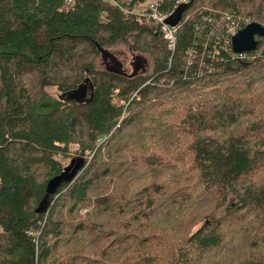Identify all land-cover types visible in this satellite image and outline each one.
<instances>
[{
	"label": "trees",
	"instance_id": "trees-1",
	"mask_svg": "<svg viewBox=\"0 0 264 264\" xmlns=\"http://www.w3.org/2000/svg\"><path fill=\"white\" fill-rule=\"evenodd\" d=\"M148 3L0 0V264H264V37L239 54L230 32L264 0H193L173 50ZM86 78L90 102L47 90ZM57 156L79 167L49 194Z\"/></svg>",
	"mask_w": 264,
	"mask_h": 264
},
{
	"label": "water",
	"instance_id": "water-1",
	"mask_svg": "<svg viewBox=\"0 0 264 264\" xmlns=\"http://www.w3.org/2000/svg\"><path fill=\"white\" fill-rule=\"evenodd\" d=\"M192 2L193 0L178 5L176 10L167 18L166 22L172 26H176L182 19L183 13L192 5ZM257 36L264 37V26L258 22H251L244 28L239 29L232 36L233 51L241 54L256 50L258 46ZM95 44L98 47V51L108 71L129 77L135 76L140 72H146L148 60L143 55L132 53V72L128 73L124 68L123 62L120 61L117 55L112 53L108 48L99 45L98 42H95ZM89 80V78H86L76 89L63 93L61 97L67 102L74 101L77 103H86L92 101L94 98V85ZM88 90H90L89 96ZM78 167L79 164L77 160H72L71 164L65 168L64 172L50 182L48 193H53L56 185L59 184L60 181L70 179L78 170Z\"/></svg>",
	"mask_w": 264,
	"mask_h": 264
},
{
	"label": "built area",
	"instance_id": "built-area-1",
	"mask_svg": "<svg viewBox=\"0 0 264 264\" xmlns=\"http://www.w3.org/2000/svg\"><path fill=\"white\" fill-rule=\"evenodd\" d=\"M161 1L163 0H153L152 2L148 4L147 8H143L142 11H138L137 13L140 15L139 16L140 22H142L143 19H147V20L153 21L154 23L158 25V28L163 35V38L167 42L168 48L170 50H173L176 44L177 28L176 26H172L166 22L167 18L172 13L165 11L161 8ZM189 1L190 0H177L176 3L177 5H180L182 3H188ZM233 28H235V31H236V27L233 25L230 28V32H232V36L233 34L237 32L236 31L235 33H233L232 31Z\"/></svg>",
	"mask_w": 264,
	"mask_h": 264
},
{
	"label": "rangeland",
	"instance_id": "rangeland-1",
	"mask_svg": "<svg viewBox=\"0 0 264 264\" xmlns=\"http://www.w3.org/2000/svg\"><path fill=\"white\" fill-rule=\"evenodd\" d=\"M152 1L153 0H149V3L152 2ZM136 9H137V11H140L141 7L138 6ZM144 22H146V21H144ZM232 31H233V33H235L236 32L235 28H233ZM109 49H110L111 52H113L114 54H116L119 57L120 61H122L123 64H124V68H126L128 73H130L132 71L131 62L133 60V57H132V54L130 53V50H129V47H128L127 43H123L122 42V43L117 44L114 47L109 48ZM145 56L147 57V55H145ZM98 63H100V61ZM151 67H152L151 62L148 59L147 71L151 70ZM47 90H48L49 94H51V95H53L55 97H59L62 94L60 91H58V89L56 87H48ZM121 102L123 103V101H121ZM78 149H79L78 144H72L70 146L71 157L75 156V154L77 153ZM57 158L59 160H61V162L65 166H67L70 163V161H71V158H63L62 156H57ZM225 209H226V207H222V208L218 209L216 211L215 215L216 216L222 215L225 212Z\"/></svg>",
	"mask_w": 264,
	"mask_h": 264
},
{
	"label": "flooded vegetation",
	"instance_id": "flooded-vegetation-1",
	"mask_svg": "<svg viewBox=\"0 0 264 264\" xmlns=\"http://www.w3.org/2000/svg\"><path fill=\"white\" fill-rule=\"evenodd\" d=\"M131 68H132V66H131ZM126 69V68H125ZM127 70V69H126ZM89 94H90V91L88 90V96H89ZM62 94L59 96L61 99H63L62 97Z\"/></svg>",
	"mask_w": 264,
	"mask_h": 264
},
{
	"label": "bare ground",
	"instance_id": "bare-ground-1",
	"mask_svg": "<svg viewBox=\"0 0 264 264\" xmlns=\"http://www.w3.org/2000/svg\"><path fill=\"white\" fill-rule=\"evenodd\" d=\"M232 40V39H231Z\"/></svg>",
	"mask_w": 264,
	"mask_h": 264
}]
</instances>
